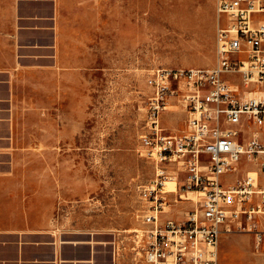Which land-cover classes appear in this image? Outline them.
Instances as JSON below:
<instances>
[{"label":"rangeland","instance_id":"rangeland-1","mask_svg":"<svg viewBox=\"0 0 264 264\" xmlns=\"http://www.w3.org/2000/svg\"><path fill=\"white\" fill-rule=\"evenodd\" d=\"M53 13L55 25L50 24ZM52 27L57 32L61 97L46 96L44 113H20V125L27 128L20 139V171L51 180L25 182L29 190L45 192L26 201L48 207L46 216L59 238L90 245L79 252L85 260L145 264L134 235L144 226L139 190L153 179L157 166L141 140L150 94L145 78L155 67L214 64V2L0 0V61L11 48L5 37L14 35L21 45L44 44ZM44 77L52 75L45 71ZM229 80L240 84L238 74ZM242 90L240 85V95ZM166 106L160 120L164 131L184 133L183 107L173 98ZM249 130L258 131L264 142V126L249 124ZM160 166L175 181V164ZM253 167L243 159L239 173ZM180 192L176 180L164 194L161 219H182L184 209L193 205L179 199ZM218 253L219 264H264V236L259 245L252 234L222 236Z\"/></svg>","mask_w":264,"mask_h":264},{"label":"built area","instance_id":"built-area-1","mask_svg":"<svg viewBox=\"0 0 264 264\" xmlns=\"http://www.w3.org/2000/svg\"><path fill=\"white\" fill-rule=\"evenodd\" d=\"M213 2L214 64L155 67L145 78L150 94L141 140L157 165L139 190L144 226L134 235L145 264H219L222 236L252 234L256 245L264 236V142L249 130V124L264 126V90L256 91L264 87V21H253L264 13V0ZM234 74L240 84L227 80ZM170 98L186 113L182 134L161 126ZM243 159L254 167L239 175ZM166 162L177 167L179 199L193 204L182 219L160 217L165 181L172 178L160 166Z\"/></svg>","mask_w":264,"mask_h":264},{"label":"crops","instance_id":"crops-1","mask_svg":"<svg viewBox=\"0 0 264 264\" xmlns=\"http://www.w3.org/2000/svg\"><path fill=\"white\" fill-rule=\"evenodd\" d=\"M260 15H254L255 24L264 21ZM51 16L50 24L55 25V13ZM48 34L51 38L44 44L21 45L14 35L4 38L11 48L0 61V264H97L79 255L90 245L59 238L55 223L46 216L48 207L26 201L45 192L29 190L25 182L51 180L20 171L21 133L27 132L20 125V113H44L46 96L61 97L57 32L52 27ZM45 63L50 64L49 69ZM45 71L52 77H44ZM31 72L35 76H29ZM227 80L231 83L229 76ZM262 90L264 87L256 88L258 94Z\"/></svg>","mask_w":264,"mask_h":264},{"label":"bare ground","instance_id":"bare-ground-1","mask_svg":"<svg viewBox=\"0 0 264 264\" xmlns=\"http://www.w3.org/2000/svg\"><path fill=\"white\" fill-rule=\"evenodd\" d=\"M175 181L173 180V178H169L168 180L165 181V187L167 188L166 191L168 192L171 191V188L174 186Z\"/></svg>","mask_w":264,"mask_h":264}]
</instances>
